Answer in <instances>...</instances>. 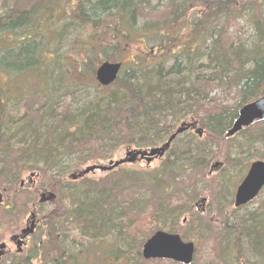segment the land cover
Masks as SVG:
<instances>
[{
	"label": "trees",
	"instance_id": "1",
	"mask_svg": "<svg viewBox=\"0 0 264 264\" xmlns=\"http://www.w3.org/2000/svg\"><path fill=\"white\" fill-rule=\"evenodd\" d=\"M18 2L0 0V72L9 81H15L19 77H27V74L38 78L45 71L50 84L46 89L48 92L51 70L49 66L48 71L43 69L49 65L45 60V50L36 51V41L29 40L33 36L41 37L32 22L37 19L36 8L45 13L46 7L52 10L56 0H36L31 6L22 8L17 6ZM145 7L146 4L142 5L139 0H77L75 12L67 17L79 22L81 32L88 30L90 38L100 32L101 36L95 38L103 45L107 44V36L110 37L111 43L116 42L113 48L121 47L123 52L130 50L135 40L147 44L161 38L163 41L151 49H154L153 55H166L163 61L152 62L153 55L146 57V51H142L143 56L140 53L133 55L112 85L118 84V88L106 95L99 93L102 89L97 88L93 75L94 86H78L77 93L73 89H65L57 102L55 98L50 99L46 91H39L44 104L38 111L42 117L38 130L29 125H19L11 131L0 129V158L10 154L9 143L14 140L15 132L30 133L29 138L22 135L15 142L18 148L26 146V157L22 154L18 158L20 164H30L29 171L45 178L50 187L57 189V196L69 205L64 207L61 204L65 214L62 210L58 212L59 204L56 211L48 215L47 236L50 238L43 242L42 251L40 244H35L29 256L16 264H36L37 260H44L43 250L50 241L63 248H56L62 252L51 255L49 264H85L88 259H81L82 252L75 253L69 248L77 246V239H99L97 243H100L110 235L114 243L107 242L96 248L102 249L103 255L110 254L113 264H175L146 262L140 255V248L156 231L179 234L183 240L192 242L188 235L190 230H194L198 237L203 236V240L195 242L197 253L192 264H264V189L248 206L240 209L230 206L232 214L230 211L222 214L218 230L197 217L199 231L197 227L184 231L186 226L182 225L181 219L191 214V205L190 210L172 206V199L185 198V194H168L169 183H174L176 177L187 171L191 176L196 173L203 175V171H198L202 169L200 162L204 160L200 152L210 150L206 145L199 147L200 139L191 132L175 138L165 158L156 167L124 171L119 167L117 171L108 173L109 178L103 180L102 185L80 183L77 186L71 181L68 184L72 190L62 191V195L58 190L62 182L57 180L64 178L67 172L58 162V157L60 160L61 156L68 154L64 145L74 143L81 148L88 143L94 146L104 143L110 145L107 149L110 155L120 145L129 146L132 150H148L157 144H165L181 124H194L201 130L203 138L209 140L211 147L218 146L224 156L219 162L228 163L235 169L244 167L239 169L237 177L246 172L250 163L264 161V123L257 122L239 133L244 137L240 143L234 139H223L238 110L264 95V0H168L165 7L171 10L169 26L173 28L172 35L160 33V29L149 30L147 21L143 30L137 31L136 23L145 19V12L149 11ZM245 16L253 24L254 33L248 37L239 35L235 40L226 38L224 25L233 24ZM189 17L193 19L190 24L187 23ZM111 23L113 25H109ZM54 27L57 28L56 25ZM64 27L65 24L55 32L54 38L58 42ZM165 37L168 44L164 42ZM87 44L88 54L92 55L94 46L89 40ZM249 48L252 50L248 51ZM34 53L37 54L35 58ZM101 56L104 57L103 62H112L109 51L102 52ZM250 58L252 62L247 63ZM62 99L70 100L67 105L71 110L67 111L68 107L66 111L63 109L64 113L57 110ZM23 101L25 99L21 97L18 102ZM18 102L15 103L17 108ZM13 106L0 101V120ZM38 134L40 137L36 138ZM186 135L191 139L190 145L181 140ZM56 138L58 142H55ZM35 143L41 144L40 150H34ZM240 150L249 152L243 159L248 163L243 164L239 159ZM106 155L102 152L96 156L102 159ZM77 167L71 170L78 172L80 169ZM164 179L167 183L163 182ZM17 180V171L0 168V187L13 190ZM125 182L129 183L126 188ZM14 194L17 196L19 193ZM255 204L256 207L249 212L248 207ZM147 209H150L148 214ZM149 215L156 221L154 227L142 235L133 253V245L126 240L125 234L131 230L138 233V222ZM208 244L210 247L206 246ZM38 251H41L39 255ZM204 255L205 261L202 262ZM37 256L39 258L35 261Z\"/></svg>",
	"mask_w": 264,
	"mask_h": 264
},
{
	"label": "rangeland",
	"instance_id": "2",
	"mask_svg": "<svg viewBox=\"0 0 264 264\" xmlns=\"http://www.w3.org/2000/svg\"><path fill=\"white\" fill-rule=\"evenodd\" d=\"M77 0H56V5L53 6L52 10H48V7L45 8V13L39 12L36 8V15L37 19H33V24L36 26V31L41 36L40 38L45 43V56H46V63L52 64L55 61L57 64L55 66H51V87L48 89V92L46 89L50 86L48 81L43 78L42 76H39L37 79L33 74H27V83L24 81L22 83V86L20 85L19 88L13 87V94L16 97L15 103L19 101V98L23 97L20 94L21 90H27V102H18L20 108H17V106L14 104L13 108H11L9 111H7V117L4 118V123H8L5 125L7 128L13 129L16 126L12 125V120L15 114H21V115H27L28 116V124L32 128L38 130V127L40 125V120L33 118V116L39 115L37 112L39 109H41L43 102L42 94L47 92L46 94L50 99L55 98V102L59 101L60 97L63 94V91L65 89H73L75 90V93H77V87L78 86H94L92 82V75L93 71L97 68V66L103 62L104 57L101 56L102 52L109 51L111 53L110 61H120L124 64H127L131 61V58L133 55L140 53V56H143L142 51H148L152 46L156 47L157 43L159 41H163V39H155L154 42H149L146 44H142L140 41H134L133 46L130 48V50L127 51H121V47L119 49H114L113 47H116V42L113 44L111 43V38L107 36V44L103 45L101 41L98 38H95V36H101L99 35L100 32L95 33L93 38H90V33L88 30H82V26L79 24L77 20L74 18L69 19L67 17L69 14L73 15V12H75L74 6L75 2ZM36 0H19L17 6L18 7H29L33 3H35ZM168 0H151L150 6L145 7L149 11L145 12V19L140 20L136 23V29L137 31H142L144 28V25L146 24L145 21L149 22V27H146V29L149 28V30L155 31L157 29H160V33L168 35H172V29L170 28V21L172 19L171 17V10L166 9V4ZM49 5V2L47 3V6ZM20 8V9H21ZM73 10V11H72ZM152 11V13H150ZM264 13V11H263ZM192 16V15H191ZM190 16V17H191ZM73 17V16H72ZM187 18V23H192V18ZM196 17V16H195ZM39 18V19H38ZM247 19V16H245L242 19H238L234 25H237L234 27L236 32H238L240 35H243L244 37H248L249 34H253L254 31L251 29L249 32H246L243 34L244 29V23ZM64 33L62 34L61 40L58 42L55 40V32L56 30L64 26ZM232 24V22L230 23ZM57 26L55 28L54 26ZM113 25V23L109 24ZM74 28V29H73ZM141 29V30H140ZM73 30V34L72 31ZM234 30V31H235ZM241 30V31H239ZM231 31V30H230ZM76 32V33H75ZM75 33V34H74ZM85 33V34H84ZM232 33V32H231ZM70 36L72 37H69ZM97 34V35H96ZM79 35V36H78ZM78 36V37H77ZM150 36H154L153 34H150ZM88 40L92 43L94 46L92 55L88 54L87 46H89ZM165 43L168 44L169 41H166V37L164 39ZM168 40V39H167ZM136 52V53H135ZM87 55L89 59L87 58ZM166 55L161 56V58H165ZM152 62H159V60H156L155 57L151 59ZM171 61H169V64ZM32 64V60L31 63ZM168 64V65H169ZM50 67V66H49ZM36 80V82H35ZM8 83L7 77L0 72V89L4 88ZM99 88V86L97 87ZM118 88V84L116 86H111L109 88H99L102 89L99 93L106 95L109 94L113 89L115 90ZM41 93H40V92ZM91 91V90H90ZM19 97V98H18ZM28 98H32L33 100H29ZM63 101L60 102L62 105L59 104V107L57 110H61V113H64L66 111V105L70 101L69 99H62ZM70 103V102H69ZM56 105V104H55ZM41 106V107H40ZM61 106V107H60ZM35 107V108H34ZM65 108V111L63 112V109ZM69 106L67 108V111L69 110ZM36 110V111H35ZM71 110V109H70ZM29 117H32L29 119ZM2 120V118H1ZM0 120V121H1ZM22 126L26 124V121H22ZM25 123V124H24ZM11 131V130H10ZM16 135L14 137V140L11 141L10 148L11 152L6 153L3 158H0V168H6L10 170H15L18 173V180L16 184L14 185V190H17L19 194L15 196L14 193L9 194L6 192L5 187H0V197L3 199V206H0V241L8 242V238L11 235H17L21 230H24L25 228L28 229V224L30 223V215L34 214L35 217L33 218L34 226H36L35 234H37V237L29 238L28 241L29 244L23 248V256L20 258L19 256H15V246L11 243H7V252L5 254V257L1 260L5 264H8V261L12 262L13 264L19 263L20 260L23 258H27V252L34 247L35 244H39L40 242L49 241V238L47 236L48 230H47V220L48 215L51 214V212L56 211V206L60 204V209L65 214L63 207H61L63 204L64 207H68V203L66 201H62L57 195V200L54 201L51 205L47 206L48 204L45 202L48 196H44L42 198V195L46 193L44 189L48 190H56L55 188L50 187L49 182L45 178H42L40 176H36L34 173L29 171L30 164L27 163V165H21L20 160L18 159L19 156L22 154L25 156L26 146L18 148L16 146L15 142L17 139H20L22 135H24V138H29L28 135L30 133L27 132V134L21 132L18 134V132H15ZM190 135V133H189ZM189 135L183 136L181 138L182 141H186L187 144H191V139L189 138ZM57 139V138H56ZM236 141L240 143L239 141L244 140L243 136L235 135L232 137L231 141ZM230 141V142H231ZM55 142H58L55 140ZM54 142V143H55ZM199 147L204 148L206 147L210 149L208 152L205 150V153H201L200 151V157H208L212 156L216 152H220L218 149L219 147H211V144L209 140H206L205 138H201L199 140ZM161 144H157L155 147H160ZM110 147V145H106L104 143L102 144H94L88 143L86 146H81V148L78 146V144L72 143L70 146L69 143L64 145L65 152L68 154H64L63 156L58 157V162L60 163L62 168H66L67 171L64 174V178L58 179V183L62 182V184H68V182L72 183V180H67L68 178H71V174L75 173L74 170H71V168H77L84 169L90 165L99 164L106 167V165L110 162H116L120 159H124L126 157L127 150L131 147H127L124 145L118 146L114 151H112V155L107 150ZM52 148V146H51ZM1 149V146H0ZM129 150V151H130ZM89 151L90 152L89 154ZM246 151V150H245ZM55 152V151H54ZM53 152V153H54ZM105 152L107 155L100 159L99 156L96 155L98 153ZM212 154H211V153ZM52 154V153H51ZM56 154V153H55ZM27 155H29V152L27 151ZM84 158L85 160H80L79 158ZM214 158V157H213ZM247 158V157H246ZM245 158V159H246ZM217 160V158H215ZM196 160V159H194ZM244 163L247 160H243ZM3 161V162H1ZM17 161V162H16ZM158 160L151 163V165H147L144 161L137 162L133 165L129 166H122L121 170H144L148 168L149 166L156 167L159 165ZM223 165L217 169V171L213 172L211 175H208L207 170L204 172L203 175L200 174H194L191 176V173L189 171L183 173L181 176L176 177L174 183H169V193L176 192L180 194H185V198L180 196V199H172V206H177L179 208H183V210L189 209L191 205V214L189 217L192 218H199V220H202L203 223L208 224L212 227V229H217L218 225L220 223V218L222 217L223 213H228L230 211V214H232V211L230 206L233 205V199L234 194L236 191L237 186L241 182L242 178L244 177L245 173L242 176H238L240 174L239 169H243L244 167H237L236 169L231 167L228 163L220 162ZM204 160L200 162V168L204 167ZM27 169V170H26ZM56 169V168H54ZM23 170V171H19ZM238 170V171H237ZM76 171V169H75ZM117 171V170H115ZM198 171H202L198 170ZM241 171V170H240ZM37 173V171H34ZM73 172V173H72ZM76 175H79L80 173H75ZM107 173H100L99 171H96L92 174H88L84 177H81L79 182H73L77 186H79L80 183L87 184V183H97L101 184V182L109 177H107ZM48 176V175H47ZM83 178V179H82ZM29 180L31 181V184H29ZM164 183H167V179L163 180ZM23 183V185H21ZM108 184V183H107ZM125 185L127 182L124 183ZM129 184V183H128ZM128 184L125 186L128 187ZM102 185V184H101ZM182 185H187L191 187V193H186L183 189ZM98 188H101L98 187ZM120 191V190H119ZM199 195H198V194ZM204 199V203H200V201ZM232 202V203H231ZM182 206V207H181ZM256 207L255 205H250L248 207V211L254 209ZM55 208V209H54ZM179 208H177V212H179ZM53 209V210H52ZM146 213H150V209L146 210ZM176 214V212H175ZM185 214V213H184ZM152 215V214H151ZM149 215L147 218H142L140 221L145 219L146 221L138 222V233L137 230H131L129 233L127 232L126 240L129 241L133 245V253L134 250L138 248L139 243L142 240V235H145L148 230L154 227L155 220L150 219ZM187 215V214H186ZM184 215L183 217H185ZM194 223V227L198 229L200 224L196 221H191ZM52 222L50 223V227L52 226ZM188 228L184 229L186 232ZM218 230V229H217ZM215 230V232L217 231ZM194 230H190L188 234L189 237L192 240V243L195 246V242L197 239H202L203 236L200 235L198 237L197 234H194ZM191 234L193 236H191ZM72 235V234H71ZM113 236H108L107 239H105L103 242L97 243V241H100L99 239L96 240H86V239H77L79 240L77 242V246L72 245L70 251H74L75 253L78 251H81V259H88L85 264H113L111 261V255H103V250L100 248H96L103 246L107 242L114 243V240L112 238ZM124 237V236H123ZM75 238V237H74ZM203 240V239H202ZM51 243L48 244V246L43 250L42 256H44V260H37L39 257L37 256L35 258L36 264H49V261L52 259L51 255L53 254H59L61 251H57L56 248L62 249L63 247L58 244L57 242L50 241ZM98 244V245H96ZM76 245V244H75ZM207 247H210V245H206ZM74 247V248H73ZM41 251H42V247ZM104 249V248H103ZM196 250V248H195ZM41 251L37 252V255L41 253ZM141 251V248H140ZM197 253V252H196ZM196 256V255H195ZM134 260V259H133ZM205 261V255L203 256L202 262ZM2 262V263H3ZM75 264V263H74Z\"/></svg>",
	"mask_w": 264,
	"mask_h": 264
},
{
	"label": "water",
	"instance_id": "3",
	"mask_svg": "<svg viewBox=\"0 0 264 264\" xmlns=\"http://www.w3.org/2000/svg\"><path fill=\"white\" fill-rule=\"evenodd\" d=\"M120 64L103 63L96 70V81L101 86H108L113 83L120 70ZM264 121V96L255 102L244 106L239 112L238 117L234 121L232 127L226 132L225 139H228L243 128L250 126L254 121ZM172 138L165 145H168ZM165 148L153 149L147 152H128L126 158L122 161L109 163L107 168L98 166L86 168L80 175L83 176L94 170H111L117 168L124 163H133L135 157L139 156L140 160L145 158L149 163L153 157H162ZM264 187V162H255L250 165L248 172L237 188L234 206L238 208L252 201ZM33 226L29 229L32 232ZM23 235L27 231L22 232ZM3 247H0V250ZM194 247L191 243H183L179 236L171 235L163 232L155 233L142 247L141 255L144 260H169L180 264H190L193 259ZM1 255V253H0Z\"/></svg>",
	"mask_w": 264,
	"mask_h": 264
},
{
	"label": "bare ground",
	"instance_id": "4",
	"mask_svg": "<svg viewBox=\"0 0 264 264\" xmlns=\"http://www.w3.org/2000/svg\"><path fill=\"white\" fill-rule=\"evenodd\" d=\"M140 2H141V4L142 5H147V6H150V1L151 0H139ZM237 20H235V22H236ZM235 26H237V25H234V24H226V25H224V27H226V33H224L225 35H226V38H233V40H235V38H237V36H239L240 34L238 33V32H236V30L234 29V27ZM74 29V28H73ZM254 30V26H253V24H251L250 23V20H249V18L248 19H246L245 20V23H244V29L242 28V30H243V34L244 33H246V32H249L250 30ZM141 30V29H140ZM231 30V31H230ZM235 30V31H234ZM72 31V34H73V30H71ZM239 31H241V30H239ZM232 32V33H231ZM76 33V32H75ZM74 33V34H75ZM85 34V33H84ZM79 36V35H78ZM77 36V37H78ZM69 37H71L70 36V34H69ZM72 38V37H71ZM33 41H36V47H35V50L36 51H38V52H41V51H43L44 50V48H45V43L43 42V40L40 38V37H36V36H33L30 40H29V42H33ZM253 41V40H252ZM251 42V41H250ZM248 48V47H247ZM252 50V48H249L248 49V51H251ZM35 57H37V54L36 53H34L33 54V58H35ZM153 57H155L156 58V60H159V61H163L162 60V58H161V56L159 55V54H156V55H153ZM33 60V59H32ZM246 62L247 63H251L252 62V59L250 58L249 60H246ZM57 64V62L55 61L54 63H52V64H49V65H45L44 67H43V69L44 70H46V71H48V66H50V68H51V66H55ZM237 65V64H236ZM5 75V74H4ZM6 76V75H5ZM40 76V75H39ZM41 76L43 77V78H45L46 80H47V77H46V72L45 71H43V74H41ZM93 76H94V79H95V81H96V71L93 73ZM7 77V76H6ZM36 79H37V77H35ZM8 79V78H7ZM24 81H26V83H27V77H19V78H17V79H15V81H9V79H8V83H7V85L4 87V88H2V89H0V101H1V103H3L4 105H14L15 104V101H16V97H15V95L13 94V87H17V88H19V86L21 85L22 86V83H24ZM20 94L24 97V99H25V101L27 102V90H21L20 91ZM237 97H239L238 95H237ZM30 101L31 100H33L32 98H28ZM253 101H255V100H253ZM246 104H248V103H246ZM41 107V106H40ZM66 107H68V105H66ZM18 108H20V106H18ZM35 108V107H34ZM36 111V110H35ZM38 111H40V110H38ZM37 111V112H38ZM39 113V112H38ZM14 117L13 118H15V119H13L12 121V125L13 126H19V125H22L23 123H22V121H26V124L25 125H28L29 123H30V121L28 122V116L27 115H21V114H15V115H13ZM7 116H4L3 118H2V120L0 121V129L1 130H6V129H8L7 128V126L5 125V123H4V118H6ZM30 118H32V117H29V119ZM33 118H36V119H38V121L39 120H41L42 119V117H41V114H39V115H36V116H33ZM6 124H8V123H6ZM24 125V126H25ZM40 137V134H38V135H36V138H39ZM37 146L35 147V149L34 150H40V148H41V144L40 143H35ZM32 146L33 145H31V148H32ZM128 150H130V149H128ZM132 150V149H131ZM130 150V151H131ZM255 151H257V150H255ZM249 152H247V151H245V150H240L239 151V154H238V156H239V159H244V157H247L246 155L248 154ZM214 157V158H213ZM213 157L212 156H209L208 155V157H205L204 158V162H205V164H204V167L202 168V171L203 172H205L206 170H207V173H208V175H211L213 172H215V171H217V169L219 168V167H221L223 164L222 163H220L219 161H220V159H222L224 156H223V153H220V152H216L214 155H213ZM215 158H217V160L215 159ZM256 161H254V162H252V163H250V165L251 164H253V163H255ZM109 163H111V162H109ZM109 163L106 165V167L105 166H103V165H97L98 167H101V168H107L108 167V165H109ZM39 165V164H38ZM249 165V166H250ZM38 169V168H37ZM111 170H113V169H111ZM111 170H104V171H101L100 170V173H109ZM49 178V177H48ZM76 180H78V178L77 179H75V181ZM5 182L7 181V179L6 180H4ZM48 182V181H47ZM183 186V189H184V191L187 193H191V187L190 186H187V185H182ZM60 189H58L59 191H60V193H61V195H62V191H65V192H68V191H70V190H72L73 189V187L72 186H70V185H67V184H61L60 185V187H59ZM47 191H49V192H51L52 194H54L55 196L57 195V193H58V191H57V189L56 190H48V189H46ZM6 192L7 193H9V194H12L13 193V191L11 190V189H6ZM196 219L197 218H192V217H189L188 215H186L185 217H182V225L183 226H186V228H193L194 226V223H192L191 221H196ZM190 223H192L191 224V226L189 227V225H190ZM85 236V235H84ZM7 243L8 242H5V241H1L0 242V247H3L2 248V250H4L5 252H7L8 250H7Z\"/></svg>",
	"mask_w": 264,
	"mask_h": 264
},
{
	"label": "flooded vegetation",
	"instance_id": "5",
	"mask_svg": "<svg viewBox=\"0 0 264 264\" xmlns=\"http://www.w3.org/2000/svg\"><path fill=\"white\" fill-rule=\"evenodd\" d=\"M29 184H31V181L29 180V182H28ZM45 190V189H44ZM17 243V241H15V242H13V244H16Z\"/></svg>",
	"mask_w": 264,
	"mask_h": 264
}]
</instances>
